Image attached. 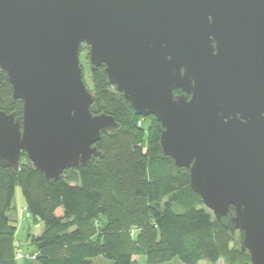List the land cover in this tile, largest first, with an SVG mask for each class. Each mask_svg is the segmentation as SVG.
I'll list each match as a JSON object with an SVG mask.
<instances>
[{
	"label": "water",
	"instance_id": "obj_1",
	"mask_svg": "<svg viewBox=\"0 0 264 264\" xmlns=\"http://www.w3.org/2000/svg\"><path fill=\"white\" fill-rule=\"evenodd\" d=\"M83 44L91 70L161 124L163 156L243 233L250 264H264V0H0V68L22 102L20 119L0 111L1 167L16 171L24 152L57 181L101 156V133L118 125L90 110Z\"/></svg>",
	"mask_w": 264,
	"mask_h": 264
},
{
	"label": "trees",
	"instance_id": "obj_2",
	"mask_svg": "<svg viewBox=\"0 0 264 264\" xmlns=\"http://www.w3.org/2000/svg\"><path fill=\"white\" fill-rule=\"evenodd\" d=\"M91 78L92 114L112 116L118 128L101 133L100 157L64 170L57 181L46 180L24 152L16 171L0 166V264H94L95 257L111 264H250L246 250L231 246L227 217L217 220L191 189L188 170L163 156L156 118L141 126L102 68ZM0 111L22 116L1 68ZM17 188L27 219L43 224L40 235L27 234L30 251L16 243L8 215ZM19 251L36 253L35 260L17 259Z\"/></svg>",
	"mask_w": 264,
	"mask_h": 264
},
{
	"label": "rangeland",
	"instance_id": "obj_3",
	"mask_svg": "<svg viewBox=\"0 0 264 264\" xmlns=\"http://www.w3.org/2000/svg\"><path fill=\"white\" fill-rule=\"evenodd\" d=\"M79 63L82 69V77H83V82L87 88V90L91 93V95L94 97L95 92L94 89L92 88V78H91V67L89 63V57H88V46L86 44H83L81 46V49L79 51ZM111 90H114L111 88ZM149 119H146V117H142L139 121L141 122V126H144L148 122ZM208 210V209H207ZM24 210H23V200L20 194L19 189L17 188L15 190V196L14 200L12 203V209L8 213L11 221L13 224H15V234L14 238L17 244L21 246V249L23 251H30L32 250L31 247L28 246V233L33 234L35 236H38L41 234L43 231V224L41 222H36L33 224L31 220L29 219H24ZM233 243L232 247L239 248L240 243L242 239H240L238 231L235 232L234 238H233ZM94 264H111L110 261L102 258V257H95L91 259ZM18 264H23L22 260L17 261ZM141 263H143V260H141ZM167 264H181L177 261L167 263ZM199 264H209L205 261L200 262ZM216 264H225L222 260H219Z\"/></svg>",
	"mask_w": 264,
	"mask_h": 264
},
{
	"label": "built area",
	"instance_id": "obj_4",
	"mask_svg": "<svg viewBox=\"0 0 264 264\" xmlns=\"http://www.w3.org/2000/svg\"><path fill=\"white\" fill-rule=\"evenodd\" d=\"M138 126H140V122L138 123ZM24 212H25V215H24V218H29V214L27 212V210L25 208H23ZM133 234V232L131 233V235ZM35 257H36V253H25V252H22V251H19L16 255V258L17 259H24L26 261H34L35 260Z\"/></svg>",
	"mask_w": 264,
	"mask_h": 264
}]
</instances>
